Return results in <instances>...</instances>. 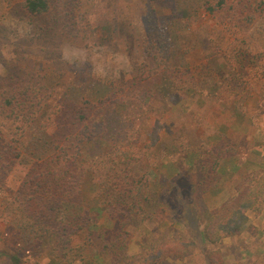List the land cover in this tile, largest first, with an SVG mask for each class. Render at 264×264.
<instances>
[{
    "label": "rangeland",
    "instance_id": "1",
    "mask_svg": "<svg viewBox=\"0 0 264 264\" xmlns=\"http://www.w3.org/2000/svg\"><path fill=\"white\" fill-rule=\"evenodd\" d=\"M21 1L0 0V104L30 73L43 77L44 88L54 92L63 85L62 92L73 94L81 82L104 84L116 96L121 92L123 103L115 111L124 119L116 122L108 114L107 122L122 132L113 140L116 144L103 147L121 151H113L109 160L123 162L124 172L134 177L132 189L149 193V199L145 215L137 210L131 218L124 209L111 214L103 204L112 197L110 190L117 189L101 183L111 175L108 167L76 154L82 183L69 195L77 196L73 204L82 201L80 208L88 213L85 223L69 232L65 255L48 244L30 247L34 235L18 234L15 210L17 184L29 164L16 158L0 190V264H11V256L20 264H119L106 251L111 240L117 241L124 264H144L150 251L154 255L177 240L191 251L160 264H264V47L248 49L249 60L241 65L234 56L247 51L250 38L260 34L255 22L264 7L257 6L259 0H230L214 15L199 10L201 15L181 23L175 22V0H72L76 25L63 29L60 24L48 35L46 23L40 34L36 19L16 8ZM166 18L173 20L178 36L168 46L160 39ZM161 46L164 56L154 65L166 66L175 81L170 90L175 99L168 101L160 100V73L145 71ZM232 71L234 79H229ZM9 108L3 103L0 112L8 114ZM100 118L94 128L107 123ZM196 152L203 165L196 164ZM254 182L263 192L258 207L246 211L247 221L238 233L220 234L213 241V211L236 188Z\"/></svg>",
    "mask_w": 264,
    "mask_h": 264
},
{
    "label": "trees",
    "instance_id": "2",
    "mask_svg": "<svg viewBox=\"0 0 264 264\" xmlns=\"http://www.w3.org/2000/svg\"><path fill=\"white\" fill-rule=\"evenodd\" d=\"M229 1L175 0V22L181 23L197 14L201 15L199 10L214 15L228 6ZM51 2L55 3V0H22L16 8L23 16L36 19L39 24L37 30L40 34L46 31L43 23L47 24V35L55 28L57 29L60 24L64 27L63 29L74 27L76 24L71 12L72 7L69 6L72 0H60L59 4L53 5ZM257 6L264 7V0H259ZM60 7L65 11H62ZM172 21L170 18H166L163 26L164 35L160 37L165 41L166 46L169 45V41L175 43L178 40L177 34H174ZM167 23H170L168 30L166 28ZM255 25H257L260 34L255 36V39L250 38L252 44H248L246 48L248 52L241 50L236 52L237 55H234L236 62L240 65L247 59L249 60L251 50L248 49L254 47L255 50L264 47V12L257 16ZM157 38L159 39V37ZM253 43L256 44V47ZM163 49L161 46L160 52L151 56L153 64L150 63L151 66L146 67L147 70L145 71L149 74L160 73V100L166 99L168 101V99H175L173 98L175 94L170 92L175 83L171 77L172 72L166 66L163 68L157 64L154 65L158 58L164 56ZM152 66L154 70L151 68ZM220 66L217 65L215 70H219ZM233 75L232 71L229 79H234ZM25 77L27 79L20 81L17 88L10 89L8 98L3 102L8 108L10 107V113L4 115L0 112V190L3 189L10 171L15 169L12 168L15 164L11 166L10 162L20 158L26 159L29 164L26 177L18 182L16 190L15 210L19 212L17 214L19 221H16L18 234H25L28 238L34 235L30 247L48 244L52 245L53 248L62 250V254L65 255L64 252L67 251L70 242L69 232L72 233L76 229H80L85 223V215L88 214L80 208L82 201L77 199L79 202L73 204L77 196L71 197L69 195L70 191L76 192L82 183L80 168L76 161V154L78 156L81 153H85L86 158L90 159L96 166L108 167L111 175L104 177L106 180L101 181V183L104 187L117 189L114 192L110 190L112 197L110 200H104L105 203L103 204L110 210L111 214H117L112 209H124L125 215L131 216V218L137 215L135 213L137 210L140 211L141 215H145L144 204L148 203L149 193L143 196L140 191H134L132 189L134 177L124 172V163L119 160H109L113 151L116 152L115 154L121 151L113 150L114 147L110 145L103 147L109 142L116 144L117 142L113 140L122 132L119 125L114 127L107 122L108 114H113L116 122L124 119V115L115 111V106L123 103L124 96L122 93L120 92L116 96L104 84L100 83L101 85L96 87L93 84L87 86L84 82L75 84V87L77 85L79 87L75 88L73 94L62 92L61 86L63 85L57 87L54 92V88H44L43 77H36L32 73L25 75ZM229 85L233 89L236 86L233 82H230ZM141 89L143 92L145 91L144 88ZM115 96L116 98H114ZM136 97L140 98V96ZM3 103L0 104V108ZM99 117L107 123L103 122V127L99 129L95 126V131L94 124ZM93 128L94 130L91 132ZM86 144L89 147L82 148ZM94 144H97L98 147H95ZM209 153L214 154L212 150ZM196 154L195 157L199 161L196 164L203 165L204 160L199 158L198 152ZM111 161H114V165H111ZM16 164L19 165L18 162ZM124 175L128 177L126 182H124ZM6 194L11 195L12 193ZM262 196L261 186L256 183L250 186L244 184L236 188V194L228 198L211 215L210 220L217 221V229L214 232L216 235L213 241L218 239L220 234L238 233L247 221L246 211L256 209ZM37 229L44 231H40L38 234ZM202 238L207 239L206 232L202 233ZM107 244L106 251L112 261L115 263L121 261L119 264H124L123 258H119V249L116 248L117 241L111 240ZM163 246L161 249H165L164 251L160 249L154 255H151L152 252L150 251L149 259H143L142 263L160 264L165 259L179 260V258L186 256L188 251H191L188 245L186 247L181 245L180 240H177L175 244ZM124 250L125 247L122 246L121 251ZM11 260H13L11 261L13 264H20L17 256H11Z\"/></svg>",
    "mask_w": 264,
    "mask_h": 264
}]
</instances>
